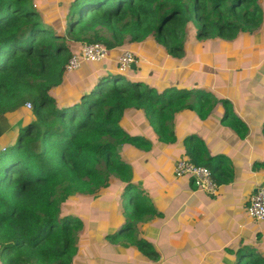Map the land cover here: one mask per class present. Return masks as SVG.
<instances>
[{"label":"trees","instance_id":"obj_1","mask_svg":"<svg viewBox=\"0 0 264 264\" xmlns=\"http://www.w3.org/2000/svg\"><path fill=\"white\" fill-rule=\"evenodd\" d=\"M35 1L0 0V131L5 114L27 104L31 111L14 142L0 150V264H73L83 223L59 216L69 197L94 196L113 176L131 193L130 221L119 234L155 213L132 190L131 168L118 153L126 144L151 148L122 127L126 113H141L160 142H171L175 114L190 110L204 119L214 99L200 89L150 86L132 77L138 66L128 71L132 78L102 63H84L65 76L70 56L84 45L111 53L153 38L173 58L184 53L178 32L193 27L198 39L233 40L258 28L263 10L259 0H37L38 8ZM190 161L210 171L200 157ZM136 245L155 259L145 240ZM232 254L233 264H264L252 245Z\"/></svg>","mask_w":264,"mask_h":264},{"label":"crops","instance_id":"obj_2","mask_svg":"<svg viewBox=\"0 0 264 264\" xmlns=\"http://www.w3.org/2000/svg\"><path fill=\"white\" fill-rule=\"evenodd\" d=\"M263 22L252 33H241L233 39L224 50L236 48L237 53L220 56L222 64L212 66L208 86L200 88L214 99L206 118L200 119L190 110L175 114L169 123L171 142H160L141 113L129 112L123 118L122 127L130 135L142 136L151 143L149 150L128 144L118 148L121 160L131 168L132 190L148 199L155 210L154 214L134 223V241L132 238L118 244L117 239H107L109 235H118L127 222L128 211L123 210V205L131 198V193L125 192V185L115 177L111 176L108 186L99 189L94 196L77 194L68 198L66 206L79 205L84 198L99 208V233L95 237L99 253L100 249L107 251L101 253L99 264H106L104 255L107 264H233V251L244 244L255 246L264 254V222H256L246 213L253 192L264 186V72L256 71L251 79V75L241 69L246 67L243 66L245 61L249 69H264V53L239 54L238 51L240 43H247L249 39L252 47L264 48ZM148 43L156 47L153 49L156 56L162 52L161 63L155 64L153 58L145 56L143 49ZM125 47L109 53L108 58L100 62L103 68H116L117 58L128 50L135 56V66L144 62L148 67L144 72L137 70L132 76L135 79L160 90L169 87L189 90L201 86L199 82L194 83L192 66L183 67L187 69L180 72L181 77H171L178 66L171 65L168 60L172 61V57L164 53L153 38L142 43H126ZM155 65H159V71L154 69ZM218 69L224 71L218 72ZM236 72H241L243 77L234 83ZM162 75H165L164 80ZM250 79V83L242 84ZM30 117L31 111L26 107L4 115L0 150L14 142L18 129ZM234 118H238L239 124ZM191 155L207 161L210 172L214 169L212 178L218 186L215 196L199 191L187 177L174 176L175 162L190 161ZM68 213L77 214L72 209ZM82 223L83 231L77 234L79 245L90 230L84 219ZM142 239L155 252L156 262L140 254L143 252L136 242ZM139 254L142 258L135 257Z\"/></svg>","mask_w":264,"mask_h":264},{"label":"rangeland","instance_id":"obj_3","mask_svg":"<svg viewBox=\"0 0 264 264\" xmlns=\"http://www.w3.org/2000/svg\"><path fill=\"white\" fill-rule=\"evenodd\" d=\"M37 8L40 6L37 2V0L35 1ZM259 5L261 7V9L263 10V20H264V0H259ZM264 24V22H263ZM177 35L181 38V43L183 44V46L186 45V47H184V53L177 55L176 57H173L171 59H173L172 61L168 60L169 62H171V65H175L178 66V69H174V71L172 72V76L171 77H181V73L184 72L185 69H182L183 67L186 66H192L194 69V83H198L201 84V86H194L193 89H200V88H204L202 86H208L207 82L209 80V76L211 73H213V67L214 65L218 66L220 63V56L222 55H235L237 53V49H231V50H227L225 51V47L230 46V43H232V40H220V39H201V38H197L196 35V31L193 27H189L187 28V30L185 31V33L181 36V33L178 32ZM217 40V41H215ZM251 43V40L249 39L248 42L246 43V41H244L243 43H240L241 46H239V54H248V53H255V54H261L264 53V48H259V46L256 47H252L251 45H249ZM146 46L145 49H143L144 54L147 58H153L152 60L155 61V64H159L162 62V60H164L162 58V52L156 56L154 54V50L156 47L151 46V44H145ZM141 46V44H140ZM138 46V47H140ZM161 47V46H160ZM164 53H168L166 48H161ZM232 58H230L228 61H230ZM229 66L230 63H228ZM169 66V63L168 65ZM243 66L246 67H241V69L246 70L247 73L249 75H251V79L254 78V73L257 72H264L263 68H258V69H249L247 68L246 65V61L244 62ZM157 67V68H156ZM148 67L145 65L144 62H140L138 65V73L144 72L146 71ZM116 69V68H115ZM154 69L156 71H159V65H155ZM179 70V71H177ZM223 72V69H218V72ZM181 72V73H180ZM168 73V72H167ZM166 73V74H167ZM127 77H131V74L129 72L126 73ZM243 77V74L241 72H236L235 73V78H234V83L239 82V79ZM132 78V77H131ZM165 75H162V80H164ZM250 80L246 81L244 80L242 82V84H245L246 82L250 83ZM192 83V82H190ZM152 86V85H150ZM68 90V89H67ZM189 102H193V99L189 100ZM128 120L133 121V118H128ZM4 130V127L3 129ZM3 133V132H2ZM129 192H127L128 194ZM130 201H125L124 205H123V210L124 211H130V206H129ZM60 213L59 216H66L69 210L72 209V211L76 216L81 218V221H83V219L87 222V226L90 230L87 231V235H85L82 240H81V245H79V240H77V247H78V254L76 255V260L74 258V264H99V257H101L102 254L107 253V251L100 249L99 253V242H97L96 240V233H99V231H97V229H99V208L97 206H93L89 204V200H84L81 199V202L79 205H74L73 203L68 204L67 206L65 204H62L60 206ZM78 213H80L81 215H79ZM127 219H128V215ZM130 220L128 219V222ZM83 231V228L81 230V232ZM122 232L121 229H119V232ZM132 238L136 239V233L134 232V230H131V232L129 231L128 234L126 233H122L119 234V236L117 237V243L121 244L123 242H125V240H131ZM142 256H144L142 253H140ZM135 255V257H139L142 258L141 255ZM145 257V256H144ZM104 262L107 264L108 263V259L107 257L104 255V257H102ZM114 259V258H112ZM151 262H156V260H151ZM116 264V262H115ZM168 264H172V263H168Z\"/></svg>","mask_w":264,"mask_h":264},{"label":"built area","instance_id":"obj_4","mask_svg":"<svg viewBox=\"0 0 264 264\" xmlns=\"http://www.w3.org/2000/svg\"><path fill=\"white\" fill-rule=\"evenodd\" d=\"M109 56V51L100 44L84 45L78 54L70 56L64 66V75H71L80 69L84 63H100ZM136 59L133 54L125 50L116 62V70L120 74H126ZM30 109V105H26ZM174 176L176 178L187 177L201 192L215 196L218 186L213 181L210 171L203 166H196L188 160L179 159L174 164ZM248 217L256 222H264V186L257 188L250 197L246 207Z\"/></svg>","mask_w":264,"mask_h":264},{"label":"water","instance_id":"obj_5","mask_svg":"<svg viewBox=\"0 0 264 264\" xmlns=\"http://www.w3.org/2000/svg\"><path fill=\"white\" fill-rule=\"evenodd\" d=\"M135 64L132 65L131 69H134Z\"/></svg>","mask_w":264,"mask_h":264}]
</instances>
